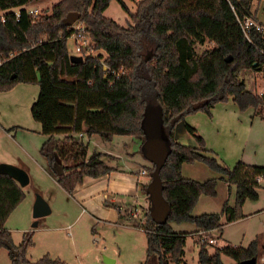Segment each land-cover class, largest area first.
Instances as JSON below:
<instances>
[{
	"label": "trees",
	"instance_id": "trees-1",
	"mask_svg": "<svg viewBox=\"0 0 264 264\" xmlns=\"http://www.w3.org/2000/svg\"><path fill=\"white\" fill-rule=\"evenodd\" d=\"M32 1L38 0H0L4 18L0 15V55L6 57L0 66V91L18 82L38 83L39 93L30 112L46 136L39 151L50 174L69 193L84 177L97 178L114 170L103 160L104 153L88 152L91 136L110 142L116 135H128L143 144L149 136L144 128L147 105L158 106L168 145L159 172L162 196L169 204L166 221L155 223L148 211L136 222L133 207L123 205L117 223L143 229L146 250L142 264H187L183 257L188 232L175 231L170 223H192L208 237L210 231H221L224 223L244 216V202L258 199L264 180V165L238 160L229 167L219 162L209 154L196 129L184 122L186 114L210 113L217 103L229 99L240 111L253 108L264 115V94L247 89L240 74L264 66V34L253 27L245 34L242 27L247 16L258 20L253 0H137L128 26L104 16L110 0H59L34 19L22 7ZM18 7L17 21L12 10ZM73 11L80 13L78 21L93 48L104 54L82 53L81 61L70 60L68 38L74 29L63 18ZM140 37L152 43L149 55H144ZM207 40L213 45L197 53L196 45ZM180 122L199 147L177 141ZM193 162L204 163L229 186L234 185L233 204L226 200L219 212L192 214L200 195H216L218 180L212 177L200 182L184 177L182 164ZM153 169L151 163L149 171ZM24 197L18 183L0 173V249L8 250L12 264H64L48 254L28 260L27 249L34 245L31 231L23 233L18 245L12 243L5 222ZM208 244L206 238L199 242L197 264H224L222 255L235 264L248 260L256 264L258 257L264 264L260 237L246 246L227 244L213 252Z\"/></svg>",
	"mask_w": 264,
	"mask_h": 264
},
{
	"label": "rangeland",
	"instance_id": "rangeland-1",
	"mask_svg": "<svg viewBox=\"0 0 264 264\" xmlns=\"http://www.w3.org/2000/svg\"><path fill=\"white\" fill-rule=\"evenodd\" d=\"M57 1L59 0H38L29 2L26 6L37 7L40 11L50 10L51 6ZM121 1L126 5L127 10L122 7L119 0H110L109 6L103 14L122 26H128L130 22L129 13L135 11L136 0ZM257 4V18L264 23V0H253V10ZM78 22L80 21L77 20L75 25H78ZM140 40H142L140 46L144 55H149L152 51V43L148 42V38L142 39L140 37ZM73 43V38L69 37L68 48L72 54H74ZM212 45L207 40L204 44H197L195 48L197 53H200ZM99 53L104 54L102 50L94 49V55ZM240 74L244 77L247 89L261 95L264 94V70L254 71L247 69ZM38 93V83L27 82H18L11 89L0 91V124L5 125L4 129L0 131V150L5 155L6 151L9 152V155L5 157L13 159L11 155H14L16 159V156H18L31 167L29 182L21 186L26 196L10 213L5 222V226L10 231L12 243L18 245L23 233L26 231L33 232L34 245L27 249V258L30 261H35L44 254H48L53 259H60L64 264H110L105 261V257L113 259V264H142L145 257L146 241L144 231L141 228H121L117 226L121 224L114 225L96 221L86 213H82L83 211L78 215L81 211L78 203L72 197H67L59 187H55L52 179L44 175L40 168L35 167L30 158L22 153V147L27 150L29 148L32 156L44 160V156L40 155V147L38 148L37 145L41 146L45 138L40 137L44 136L40 133V123L33 119L30 112L31 104L37 98ZM221 103H228V105L220 104L214 111V118L212 109L215 106L210 110V113L196 111L186 114L184 122L196 129V134L203 138L205 147L210 149L209 154L215 156L219 162L232 167L236 161H243V158H247L250 154L253 156L254 146H257L259 152L262 148L264 150V119L255 116L253 120L248 117V114L253 113V108L239 111L237 107V114H235L234 118L224 116L221 119L218 116V111L222 106L235 104L231 99ZM159 119L158 106L149 103L146 108V119L144 121L146 133H150L147 138L151 137V133L152 136L155 134L161 135L162 129ZM184 122L181 123L185 130ZM130 138L128 135H116L112 141L108 142L103 141L98 135H93L87 140L88 152H108L120 155V157L117 156L115 158L103 155V159L106 164L121 165L123 164V155L121 154L129 151ZM180 141V143L188 146L199 147L191 134L186 139L181 138ZM131 144L133 146V143ZM132 161L136 163L137 167L140 163L151 165V162L144 157L143 144L140 145L139 153L134 155ZM193 163L204 168L208 174L201 171H198V173L196 171L189 172L185 169V175L190 177L183 175L184 177L203 179L191 178L200 182L212 177H216L218 180L216 195H200L192 209V214L219 212L224 198H228V189L227 187L223 188L222 185L224 180L220 178L219 173L213 171L204 163ZM190 164L192 163H188V166ZM209 172L213 176H207ZM219 185L220 189L218 190ZM261 188L260 201L262 202V207H264V183ZM41 190L44 192H41ZM36 194L41 196L43 194L50 199L45 200L49 204L51 212L37 218L38 224L33 227L32 223L35 219L32 216V206ZM234 199L235 191L232 193L233 203ZM249 210V207L244 208L242 206L243 215L245 211ZM144 215L145 213L141 216L142 218H135V221L141 222ZM242 218L226 224L224 226V234L216 229L212 230V234L220 236V238L217 239V243L208 244V249L213 252L215 247H222L227 244L246 246L252 239L255 237L259 238L262 233L264 234V228H262L264 212L256 216L249 214L245 219ZM170 225L175 231L188 232L183 259L187 264H197L199 244L192 233V229L195 228L194 225L189 222H171ZM210 235L209 233L208 236ZM224 236L229 242L223 240ZM261 247L260 250L262 251ZM222 260L224 264H235V261L226 255H222ZM261 261L262 259L258 257L256 264H262ZM0 264H12L6 248L0 249Z\"/></svg>",
	"mask_w": 264,
	"mask_h": 264
},
{
	"label": "crops",
	"instance_id": "crops-1",
	"mask_svg": "<svg viewBox=\"0 0 264 264\" xmlns=\"http://www.w3.org/2000/svg\"><path fill=\"white\" fill-rule=\"evenodd\" d=\"M256 8L258 9V5ZM256 17H257V15H256ZM260 22H262V21H260ZM220 104L228 105V103H217L215 105V107L212 109L213 118H214V111L217 109V107H219ZM236 107L237 106L235 104H233L231 106H222V108L218 111V116L221 119H223L224 116L234 118L235 114H237L236 109L238 107L237 108ZM247 116L251 117L253 120H254L255 116H258L259 118L264 119V115L260 114V112L259 113L255 112V110L253 111L252 114H248ZM4 127H5V125L0 124V131L2 129H4ZM40 128H41V126H40ZM185 133H187V134H185ZM41 135H44V134L41 133ZM155 135H157V134H155ZM151 136H152V133H151ZM157 136L164 137L163 131H162L161 135H157ZM175 136H176L177 141H179V142H181L180 141L181 138L186 139L187 137H189V133L186 130H184L182 123H179L177 125ZM40 137L46 138L45 135L40 136ZM131 143H133V146ZM140 145H141V141L139 139L131 137L130 138V144L128 145L130 147L129 151L127 153L121 154V155H123V160H122L123 164H121V165H109L108 164L109 166H112L114 168V170L105 174V175H102L100 177H97V178L84 177L82 183L79 184L78 186H76L75 189L73 190V192H71V193L63 190L60 187V185L57 183L55 178L50 174L45 157H44V160L43 159L41 160V158H36V157L31 155L32 153L29 150V148H28V150L30 152L25 147H22L23 148L22 153L25 156L29 157L30 160L35 165V167L40 168V170L42 171V173L44 175H46L52 179V182L54 183L55 187H59V189H61L67 197H72L74 199V201L76 203H78V205L81 207V211L79 212L78 215H80L81 212L83 211L82 213H86L88 216H90L92 219H94L96 221H102L104 223L117 225L119 212L122 211L123 205H126V206L128 205V206L133 207V211H131V214L136 219L141 217L144 213L148 212L150 210V207H151V201L149 198V194L146 191V188L151 181L150 171H149L150 165L146 164V163H140V165L137 167L136 163L134 161H132V158L134 157V155L136 153H139ZM37 146H38V148L40 147V145H37ZM5 153H6V155L3 154L0 150V162L11 163V164H14L16 166L23 168L27 172V174L29 176V180H30V176H31L30 175L31 174L30 169H31V167H29V165H27V162L24 161L23 159H20L18 156H16L17 158L15 159L14 155H11V156H13L12 157L13 159H10L9 157H5V156L9 155V152L6 151ZM104 154L110 158L111 157L115 158L117 156L120 157V155L108 153V152H105ZM252 155L253 156H251V154H250L247 156V158H243V162L249 163V164H260V165L264 164V150H263V148L259 152V150H257V146H254V151H253ZM185 169H187V171H189V172L196 171V173H198V171H201L205 174H208V172L204 168H201L200 166H197L194 163L190 164L189 166H188V163H183L182 167H181L182 175L190 177L189 175H185V173H184ZM142 170H145V173H142ZM207 176L211 177V176H213V174L211 172H209V175H207ZM191 178L203 180V179H199L197 177H191ZM263 183H264V180H261L260 184L262 185ZM220 185L218 187V190L220 189ZM222 185H223V188L227 187V189H228V198L225 197L223 202L227 199L230 204H233L232 193L235 191L234 185L229 186L228 183H226L225 181L222 183ZM260 188L258 191V199L257 200H246L245 203L243 204L244 208L249 207L250 210H252V211H250V210L245 211L244 212L245 217H243L242 219H245L249 214H252V216H256L257 214L264 212V207H262V202L260 201V198L262 195L260 192V190L262 188L261 189ZM41 192H44V191L41 190ZM42 197H44V199H46V200H50L47 196H45L43 194H42ZM113 203H118L119 204L118 207H114V206L109 205V204H113ZM229 223H231V222H229ZM229 223L223 224L221 231H220L222 234H224V226L226 224H229ZM117 226L121 227V228H138V227H134V226L126 225V224H121V225H117ZM262 228H264V223H262ZM23 230H25V229H23ZM196 230L197 229H195V228L192 229V233H193L195 240L199 244L198 240H199V236H200V231H196ZM212 232L213 231H210L209 233L212 235V238H214V240H215L214 243H217V239L220 238V236L219 237L215 236L212 234ZM260 238H261V240H260L261 244L263 245V243H264L263 233H262V236H260ZM223 240L225 242L226 241L229 242L228 239H225V236L223 237Z\"/></svg>",
	"mask_w": 264,
	"mask_h": 264
},
{
	"label": "water",
	"instance_id": "water-1",
	"mask_svg": "<svg viewBox=\"0 0 264 264\" xmlns=\"http://www.w3.org/2000/svg\"><path fill=\"white\" fill-rule=\"evenodd\" d=\"M79 18V12H69L63 18V23L71 26ZM69 58L71 61L82 60V56L76 54H71ZM143 150L145 158L154 164V169L152 172H150L151 181L147 186V193L149 194V198L151 201L149 215L155 223L160 224L166 221L167 213L169 211V204L162 196V184L159 175L160 169L164 164L168 153V145L166 139L157 135L151 136L147 138L143 143ZM58 169L59 171H62L60 164H58ZM0 173L7 174L12 177L19 186H24L29 182V176L27 172L23 168L11 163L0 162ZM50 211L51 209L46 200L40 194H36L32 206V216L35 219L32 223V226H37V218L49 214ZM7 247L9 248L10 244H7ZM105 261L110 264L114 263V260L108 257H105ZM241 264H255V262L254 260H248L243 261Z\"/></svg>",
	"mask_w": 264,
	"mask_h": 264
},
{
	"label": "built area",
	"instance_id": "built-area-1",
	"mask_svg": "<svg viewBox=\"0 0 264 264\" xmlns=\"http://www.w3.org/2000/svg\"><path fill=\"white\" fill-rule=\"evenodd\" d=\"M257 3L259 2L257 1ZM22 7L26 10V12L29 15H31L32 19H34L41 13V11L37 7H27L26 4L23 5ZM19 10H20L19 7L14 8L12 10L15 13V17L17 21L19 20ZM2 13L3 12L1 11L0 15ZM1 19L4 20L3 15H1ZM72 27L74 29V32L71 34L70 37L73 38V41H74L73 43L74 44V54L81 55L82 53H86L88 55H94L93 54L94 52L93 44L91 43L90 38L84 33L83 24L81 22H78V25H75V23H73ZM242 27H243L245 34L249 32L250 27H253L255 30L264 34V23L260 22L259 20H255L251 16H247L244 18ZM5 59L6 57H3L2 55H0V66L5 61ZM261 70H264V66ZM78 136L82 137L83 133L79 132ZM142 173H145V170H142ZM205 238L210 244H213L215 242L214 238H212L211 236L207 237L204 231H200L199 242H202Z\"/></svg>",
	"mask_w": 264,
	"mask_h": 264
}]
</instances>
